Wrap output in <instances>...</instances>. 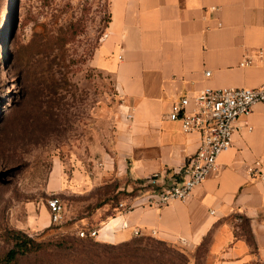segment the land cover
Masks as SVG:
<instances>
[{"label": "crops", "instance_id": "1", "mask_svg": "<svg viewBox=\"0 0 264 264\" xmlns=\"http://www.w3.org/2000/svg\"><path fill=\"white\" fill-rule=\"evenodd\" d=\"M107 1L96 63L113 76L123 104L105 161L128 180V191L156 173L160 189L200 145L198 133L169 119L174 103L205 88L264 84V0ZM236 127L217 171L188 200L153 208L135 198L136 207L111 218L98 238L119 244L150 236L190 247L209 236L210 264H264V177L251 172L260 162L264 174V103ZM241 218L255 247L239 234Z\"/></svg>", "mask_w": 264, "mask_h": 264}, {"label": "rangeland", "instance_id": "2", "mask_svg": "<svg viewBox=\"0 0 264 264\" xmlns=\"http://www.w3.org/2000/svg\"><path fill=\"white\" fill-rule=\"evenodd\" d=\"M4 2L0 264H7L12 231H22L41 247L11 264H150L175 249L189 264H210V237L189 247L164 246L154 237L115 244L78 236L80 228L101 229L117 217L116 208L129 194L128 180L105 161L123 104L113 76L96 63L110 20L108 1ZM51 197L64 206L61 225L51 222Z\"/></svg>", "mask_w": 264, "mask_h": 264}, {"label": "built area", "instance_id": "3", "mask_svg": "<svg viewBox=\"0 0 264 264\" xmlns=\"http://www.w3.org/2000/svg\"><path fill=\"white\" fill-rule=\"evenodd\" d=\"M250 63V58H245L242 65ZM258 103H264V84L258 88H205L175 102L169 119L180 122L187 133H198L199 148L186 159L178 178L172 179L166 186L157 188L161 177L159 173L139 184V193L120 204V214L131 212L136 207L133 200L138 197L144 198V203L140 205L153 208H162L175 200H188L194 189L217 171L219 156L232 147L236 123L242 116L250 115ZM259 166L260 162H256L251 172L263 178ZM47 207L53 224L65 222L60 198H49ZM77 234L80 238H97L99 229L83 227L77 230Z\"/></svg>", "mask_w": 264, "mask_h": 264}, {"label": "trees", "instance_id": "4", "mask_svg": "<svg viewBox=\"0 0 264 264\" xmlns=\"http://www.w3.org/2000/svg\"><path fill=\"white\" fill-rule=\"evenodd\" d=\"M5 2L4 0H0V16L4 10ZM144 180L138 181L135 183L133 189L129 191L127 200H131L134 198L139 192L138 185L143 183ZM118 212H120L119 208H116ZM241 223L240 224V229L244 230L245 233L243 234L245 238L247 239L248 243L252 246L255 247L254 243V238L251 233L250 227H249V221L246 218H241ZM12 240H13V247L9 250V252L6 254L4 260L7 262V264H11L21 256H25L26 254L32 252V251H38L41 247V244L36 242L34 239L30 238L27 236L25 233L22 231H12ZM150 237V236H146ZM209 237V236H208ZM207 237V238H208ZM145 238V237H141ZM81 239H93V238H81ZM133 241V240H131ZM205 241V239H204ZM130 242V241H128ZM159 244L167 246V242L158 240ZM203 242V241H202ZM201 242V243H202ZM127 243V242H125ZM122 244V243H121ZM177 257V259H176ZM178 261V263L176 262ZM150 264H189V261L187 260L186 256L184 254H181L177 252L175 249L168 257L167 259L164 258H159V259H154L150 260Z\"/></svg>", "mask_w": 264, "mask_h": 264}, {"label": "water", "instance_id": "5", "mask_svg": "<svg viewBox=\"0 0 264 264\" xmlns=\"http://www.w3.org/2000/svg\"><path fill=\"white\" fill-rule=\"evenodd\" d=\"M15 31V30H14Z\"/></svg>", "mask_w": 264, "mask_h": 264}]
</instances>
